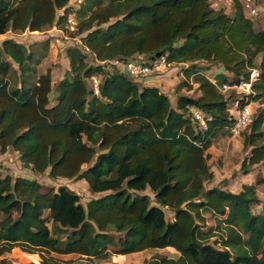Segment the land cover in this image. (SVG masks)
I'll return each instance as SVG.
<instances>
[{"label":"trees","instance_id":"1","mask_svg":"<svg viewBox=\"0 0 264 264\" xmlns=\"http://www.w3.org/2000/svg\"><path fill=\"white\" fill-rule=\"evenodd\" d=\"M69 1L0 0V35L66 23ZM232 4L227 12L210 0H84L72 36L85 33L83 46L96 62L83 48L69 47L70 71L55 88L51 69L28 85L34 51L3 40L0 152L12 148L34 173L79 177L100 195L85 206L66 185L44 190L36 178L0 172V264H15L6 254L17 248L39 255L29 264L74 261L62 255L97 264L111 253L169 247L177 254H156L143 264H264V210H255L264 176L239 192L206 185L214 177L207 150L235 122L231 102L259 103L244 134L241 171L264 164V29H256L241 2ZM139 55L182 66L183 86L192 90L197 83L200 95H180L173 105L159 87H140L116 63ZM12 61L25 75L20 86L11 81ZM200 62L224 71L214 82ZM253 70L259 72L254 80ZM237 80L251 82L250 92L227 96L221 86ZM191 107L211 117L206 129ZM147 189L154 199L140 193ZM165 208L174 211L173 220Z\"/></svg>","mask_w":264,"mask_h":264},{"label":"rangeland","instance_id":"2","mask_svg":"<svg viewBox=\"0 0 264 264\" xmlns=\"http://www.w3.org/2000/svg\"><path fill=\"white\" fill-rule=\"evenodd\" d=\"M84 0H70L67 8L72 9L68 15L78 18L77 10L80 9L81 4ZM259 7L261 9V16L254 18L256 29H264V0H258ZM224 3H219L216 8H225L226 11L231 12L232 7H228ZM65 9L58 10V16L64 15ZM70 28L67 26V22L60 24L57 21L47 29L43 31H34L29 30L25 32H18L9 30L6 34L0 35V44L3 40L8 38H13L31 48L34 51V59L28 63L30 68V78L28 79V85L36 82L37 78L45 73L48 69L52 71V86L55 88L60 81L65 77L67 71H70L69 59L67 58L66 50L69 47H81L88 54V61L95 63L96 59L93 54H91L83 46L82 37L85 35L78 34L72 36ZM261 57L258 58V61ZM13 70L11 74V81L14 86L21 84L24 74H22L18 64L13 62ZM118 66L124 70L123 64L121 62H116ZM201 66H209V70H204V74L210 78L212 81H216V78L220 72H223L224 69L217 64H209L206 62H200ZM186 66V65H185ZM228 79H235L233 73L226 71L225 72ZM193 78V77H192ZM190 79L192 81L193 79ZM100 79V77H99ZM186 79V76L183 73L182 66H172L168 70H162L158 74H153L140 80H136L140 87L143 86H158L160 90L166 93L172 104H176L177 97L180 95H190L191 97H196L199 94L198 84L193 83V89L189 90L186 86H183V82ZM93 84V80L90 81ZM227 85V84H226ZM228 87L221 90L227 95L233 96H242L247 92V87L242 84L227 85ZM55 97L53 93L52 98ZM254 111H256V104H252ZM230 108L233 112L236 113L235 102L230 103ZM223 132V131H222ZM221 132V133H222ZM247 132V129L242 130L239 135H232L230 132L222 134L220 137L216 138L213 141L212 146L207 150V153L211 154V158L208 160V163L211 166L212 171L214 172V177L212 180H209L206 185L211 186H222L224 183L233 192H238L242 189V180L247 178L246 175L241 171V166L244 158L248 154V150L244 148V134ZM220 133V134H221ZM0 163L2 164L1 174L2 176L11 175L12 177L25 176L28 178H36L42 185L44 190L51 188H59L62 185H66L76 191L82 198V203L86 206L87 203L94 197H98L100 194H94L87 183L86 180L80 179L79 177H74L71 179L68 178H50L48 173L36 174L28 166H26L20 158V154L14 149H9L6 153L0 152ZM88 165H84L83 168H86ZM264 175V164L259 168L254 169L249 174L248 178L252 182H256L257 178ZM258 196L261 200V204H258L255 210L263 211L264 210V185L257 186ZM142 194H149L154 199V194L150 189L140 192ZM168 220L174 219V211L169 208H165ZM208 217L209 223H214L212 217ZM50 228L52 224L50 223ZM56 230V229H55ZM58 231V230H56ZM60 235L65 234L64 230H60ZM112 250V247H111ZM156 254L161 255H176L177 252L172 248L165 249H147L142 252L127 254L124 256L116 255L111 253V257L105 260H98L97 264H143L145 260L153 257ZM6 256L11 259L15 264H29L30 262H39L40 257L38 254H30L22 251L17 248L11 253H7ZM60 258L64 260H74L71 264H86L87 261L84 258H80L77 255H62Z\"/></svg>","mask_w":264,"mask_h":264},{"label":"built area","instance_id":"3","mask_svg":"<svg viewBox=\"0 0 264 264\" xmlns=\"http://www.w3.org/2000/svg\"><path fill=\"white\" fill-rule=\"evenodd\" d=\"M234 1H239L242 4L245 15L250 18H258L261 16V9L256 0H210L211 6L216 8L219 3L223 4L226 2L233 3ZM78 20L74 16H69L67 19V26L71 29V31H76L78 29ZM124 71L128 74L129 77L133 78L135 81L140 80V78H144L153 74H158L162 70H168V68L174 66L169 63L166 56H162L151 62L144 61V57L139 55V57L131 58L127 63H122ZM258 70H253L251 74V79L254 80L258 76ZM93 87L96 94H99V77L94 76L92 78ZM247 87V92H250L251 82L244 83ZM228 87L224 85L223 88ZM236 113L232 111L235 122L230 127V133L234 136L239 135L242 130H245L252 122L254 109L252 103H247L239 106V103H236ZM190 112L195 120L198 122L200 128H207L208 122L211 119L209 115L204 113L202 110L198 108H190Z\"/></svg>","mask_w":264,"mask_h":264},{"label":"crops","instance_id":"4","mask_svg":"<svg viewBox=\"0 0 264 264\" xmlns=\"http://www.w3.org/2000/svg\"><path fill=\"white\" fill-rule=\"evenodd\" d=\"M225 5H229L228 7H233V4L231 3V2H226V3H224V6ZM227 12H229V11H227ZM137 57H139V56H137ZM175 66H177V65H175ZM153 86V85H152ZM157 86V85H156ZM158 87V86H157ZM200 92V91H199ZM200 95V93L199 94H197V96L196 97H198ZM188 96H190V95H188ZM252 104H256V110H257V108L259 107V103H257V102H253ZM192 108L194 109L195 107H191V110H192ZM254 109V108H253ZM255 112V111H254ZM229 131H226V130H224L221 134H219L218 135V137H220L222 134H224V133H228ZM217 137V138H218ZM235 137V136H234ZM260 166H255V168L254 169H256V168H259ZM249 174H251V172L249 173ZM249 174H245L246 175V177L247 178H243V180H242V186H243V184H253L254 182H252V180H250V178H248V177H250V176H248ZM264 176V175H263ZM262 175L259 177V178H257V180L258 179H260V178H262L263 177ZM257 180H256V182H257ZM255 182V183H256ZM262 185H264V184H262ZM222 186H224V188L225 189H227V190H230V191H232L233 192V190L232 189H230L228 186H226L224 183L222 184ZM258 186H260V185H258ZM239 192V191H238Z\"/></svg>","mask_w":264,"mask_h":264},{"label":"water","instance_id":"5","mask_svg":"<svg viewBox=\"0 0 264 264\" xmlns=\"http://www.w3.org/2000/svg\"><path fill=\"white\" fill-rule=\"evenodd\" d=\"M235 84L239 85V84H241V81L237 80L236 82L230 83V85H235Z\"/></svg>","mask_w":264,"mask_h":264},{"label":"clouds","instance_id":"6","mask_svg":"<svg viewBox=\"0 0 264 264\" xmlns=\"http://www.w3.org/2000/svg\"><path fill=\"white\" fill-rule=\"evenodd\" d=\"M175 66V65H174Z\"/></svg>","mask_w":264,"mask_h":264}]
</instances>
